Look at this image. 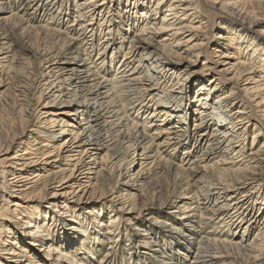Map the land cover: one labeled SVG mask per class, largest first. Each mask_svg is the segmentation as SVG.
<instances>
[{
    "label": "bare ground",
    "instance_id": "obj_1",
    "mask_svg": "<svg viewBox=\"0 0 264 264\" xmlns=\"http://www.w3.org/2000/svg\"><path fill=\"white\" fill-rule=\"evenodd\" d=\"M68 2L0 0V101L12 94V115L0 129V264L82 263L57 243L65 251L78 248L76 240L88 237L90 221L97 224L92 239L106 238L111 230L103 228V212L94 205L99 201L109 202L115 212L111 223L121 219L135 237L142 221L151 218L152 226L168 227L173 239L177 225L189 232L186 238L177 236L178 248L170 254L159 249L157 228L145 229L140 244L145 249L149 231L154 233V262L264 264V210L259 212L264 204V96L254 98L264 89V68H258L264 64V30H259L264 0H74L72 10ZM71 13L75 22L59 28ZM36 21L40 25L34 26ZM124 22L139 28L108 80L91 54L103 33L98 54L111 65L130 29ZM214 31L222 44L213 40ZM163 34L174 45L163 42ZM178 41L197 49L192 57L206 61L210 77L181 69ZM138 51L139 63L129 68ZM147 95L156 106L144 125L137 124L133 107L146 109ZM193 101L200 116L194 125L203 130L189 148L192 134L186 124ZM251 126L249 144L244 136ZM166 144L171 150L188 148L184 168L170 160ZM194 146L202 147L189 161ZM162 168L175 180L174 202L189 199L179 212L186 219L177 225H168L165 217L155 220L148 211L140 215L162 200ZM201 198L209 206L199 226L213 230L196 233L187 227L195 216L189 211ZM254 222L260 223L258 230L243 243L244 229ZM241 224L244 229L236 233ZM222 231L231 239L213 236ZM191 248L194 256L187 263ZM82 249L91 260L89 247ZM132 255L128 264H143Z\"/></svg>",
    "mask_w": 264,
    "mask_h": 264
},
{
    "label": "rangeland",
    "instance_id": "obj_2",
    "mask_svg": "<svg viewBox=\"0 0 264 264\" xmlns=\"http://www.w3.org/2000/svg\"><path fill=\"white\" fill-rule=\"evenodd\" d=\"M16 1H18V0H16ZM205 3L210 5V3L208 1H205ZM18 4H19V2H18ZM68 5H69V7H71V10H72V8L74 7V0H69ZM108 5H109V3H108ZM40 12H42V11L40 10ZM64 17L65 18H64L63 22L58 26L59 28H62V29H65L66 27L71 25L73 22H75L73 20V18H74L73 13H71L68 16H64ZM43 18L45 19V16ZM115 19L117 21H119L118 18H115ZM38 25H40V22L36 21L34 23V26H38ZM127 25L128 24H126V22H124V24L122 26L125 27ZM138 26H135V28L127 26V28L130 27L129 32L126 33L127 35L125 37V40L121 43L122 45H121V48L119 50V53L117 54L116 57L113 58L111 65H110V62H106V59L103 62H101L102 59L99 58V56H101V54H98V52L103 49V48H101V45H99L103 39V33H101L99 35V39L97 40L98 44L95 46L98 50L95 49L93 51V53L91 54V57H92V60L94 61L95 65H97V70H99L100 74L102 76L106 77L108 80H111L115 76L117 68L119 67V65L122 64L124 52L127 51V48L129 45L128 44L129 40H130L129 36L134 35V32L137 31L139 28ZM125 29H126V27H125ZM262 29L264 30V22H263V25L261 27H259V30H262ZM185 32H183L182 34H184ZM215 32H217V31H214V34H215ZM178 36H181V35H178ZM164 37L167 39L163 40V42L164 41L171 42L174 45V42H172V38L168 37L166 34H163L161 39H163ZM32 38L35 39L36 35L33 34ZM213 40L217 41L219 44L220 43L222 44V39L220 37H217L216 34L213 35ZM176 43L178 45L177 46L178 51L182 54V56H184L180 59L181 69H185V70L191 71L193 73L195 72L194 75L197 74V75L202 76L203 78H207V77L211 76V71H208L205 69L204 64L206 61L201 56L192 57V55H194L196 50H197L196 48H190V45H185L186 41H182V42L178 41ZM215 45H217V44L211 45V52H215L214 50H217ZM230 47H232V46H230ZM249 47H251V45ZM224 50H226V49H223V53H224ZM228 51L232 52V51H236V50L231 49ZM249 52H251V51H249ZM213 54H215V53H213ZM253 55L254 56L258 55V52L256 51L255 53H253ZM139 56H140V51H138V53L135 54V56L131 57V61L129 63V68L134 67V65L139 63V60H140ZM194 58H195V61H194ZM252 60H254V59H252ZM224 67H226V65ZM222 68H223V65H222V63H220L218 66V69H222ZM258 68L263 69L264 64L260 63V65H258ZM249 70L251 71L252 68ZM246 83L247 82H245V84ZM259 83H261V82H259ZM253 84H254V82L251 81L247 85L249 87H251V86H253ZM261 87L263 88L264 84L261 85ZM9 94H11V93H9ZM259 95L260 96H255L254 98L260 99V97L264 96V89L261 91V93ZM149 96L150 95L145 96V97H147V99L145 101L146 102V109H144L142 111L139 107H136V106L133 107L132 112L135 111L136 115H138V117H139V118L138 117L133 118L135 120V122H137V124H143L144 125L145 124L144 120H146V119H144V117L148 113H150L152 111V109L156 106V104L154 103L155 99L149 98ZM10 97H12V94H11V96L10 95L4 96L3 99H1V101H0L1 102L0 103V129L4 124H6L8 122V119L12 115L11 114L12 99ZM253 103L255 104V101ZM192 105L191 106H192L193 115L191 118H189V120L187 122L188 124H186L188 131L192 134L191 138H189V144L186 145L189 148H190V145H192V143L194 142L195 137L198 136V133H200L203 130V128H196V126L194 125V122L196 120L200 119V116H199V113H197V112L194 113V111H195L194 108L196 107V102L193 101ZM131 118H132V116H131ZM168 123L169 122H164L163 125L168 124ZM252 128H253V126H251L249 128V133L244 136V138L246 137L245 142H248L249 144L252 141V135H253V133H252L253 129ZM150 130H151V132L156 131L155 127H152ZM161 135H162L161 139L167 138V134L161 133ZM261 142H262V139L256 141V143H258V144H260ZM169 144H166L164 146V148L167 149L168 151H170V153H171L170 160L175 165H177L179 167L181 166L184 168L186 166V160L183 159V155L185 156L186 154H183V152L188 148L187 147L184 148L185 146H182V147H177L176 149L174 148L171 150V145H169ZM201 147L196 148V146H194L192 148V150L189 152L187 159H189V161L192 159H195L196 155L199 153V150ZM159 172L163 177L165 176L163 181L161 180L162 183L163 182L165 183V184L161 183L162 188H163V196L161 198L162 200H158L157 202H154L152 205V208L149 210L148 209L145 210L146 208L140 210L141 211L140 215H142L148 211V212H151L149 214V216L155 218V220H160L163 217H165L164 220H167L168 225H169V223H171V224L176 223V225H177V221L181 222V221H184L186 219L185 217H180L181 213H179V212H180V210L182 211L183 205H185L186 203L189 202V199H184V201H182L183 203L182 202H180V203L174 202L175 199L171 195V193H172L171 191H173V189L175 190V188H174L176 186V183H174L175 180L173 181L172 178L167 177L166 174L163 173L164 172L163 168ZM197 176H200V175L198 174ZM167 181L169 184L167 183ZM148 183H150V182H148ZM184 183H185V185H187L188 183H190V181L189 182L185 181ZM182 184L183 183H181V185ZM171 185H173V186L171 187ZM185 185H183V187H185ZM149 189H150V187H149ZM177 189H178V186H177ZM103 202L104 201H102V202L99 201V202H96L94 205H95L96 210H100L101 212H103V218H102L103 228H105V231L110 229L111 233L108 234V236L101 241L98 239L93 240L92 236H94V233H95L94 230L96 229V227L93 225H97V224L90 221L88 227H86V228L83 227L85 229H89L90 233H89L88 237H82L81 240L77 239L78 227H76V228L74 227L73 229L72 228L70 229L72 232L71 234L74 236L73 238L75 240L77 239L76 241H78L77 242L78 248L75 247V248L69 249L68 251H65V250H63V247L61 246L62 244L57 243L58 248L62 252H67V254L71 258H73L75 261L80 262V260H81L82 263H80V264H128V261H130V257L132 255L133 248H134V254L132 255L133 259L135 258V254H137V259H142L143 264H160L159 262L153 261V257L155 254L154 249L157 246L155 247L154 245H152L153 241H150L151 236L154 234L152 231H149V233H150L149 238L145 239V240L149 241V244L148 243L144 244L145 249H144V247L142 248V244H140V242L143 241V240H141L140 235H142V233L143 234L145 233V229L148 230L149 227H152V229L157 228L154 224L152 226L154 219L151 218V219L143 220L142 221L143 226L139 229L141 233H139V235L137 237H135L136 234H133V231L130 229V227L126 228V226H124L123 221L121 219L119 221H118V219H115V222L111 223L112 215L115 212L111 211V206H109L110 205L109 202H107V201L104 203ZM172 204H174V205L179 204L182 206L181 207H179V206L174 207V205H172ZM208 204L209 203H206V201L202 198L199 201L192 203L193 208L189 212H193L195 216L191 220H189L187 227H189L191 230L192 229L196 230V231H194L196 233H200L202 231L206 232L209 230L210 231L213 230V227L208 225V224L202 223L201 226H199V223H198L199 217L206 212V208L209 206ZM88 207H91V206H88ZM263 210H264V204H263V208L259 212H261ZM256 212L257 211L255 209L252 212V214L253 213L256 214ZM261 215H263V213ZM94 218H95V222H96V220H98V216L94 217ZM259 224L260 223H258V222H254L251 225L250 229H249V227L244 229L245 224H241L239 226L240 228L237 229L236 233H240L243 229L246 231V233L243 235V238H242L244 240L243 243L244 242L247 243L248 241H250L252 239L253 235L258 230ZM177 226H178V229L175 228V233H173L176 237L175 239H173L172 236L170 235V233L167 232L168 227H167V231H166V229L162 230V229L157 228L158 233H161V235H160L161 237L158 239V241L160 242V245L158 243V247L160 250L162 249V251H163V250L167 249L170 251L169 253L172 254L178 248V244L175 243V242H177V240H176L177 236H180V234H181V235H183V237H181V238H184V237L186 238V236L184 234H185V232L186 233H189V232L188 231H182L184 229H182L181 226H179V225H177ZM89 227H91V228H89ZM157 236L159 237V234L156 235V238H157ZM213 236H215V238H218V239H226V240L231 239L229 234H224V231H222L221 233H213ZM181 238L179 237V239H181ZM236 239H237L236 241H238V242L241 241L238 238H236ZM161 240H163V241L161 242ZM180 242H181V240H180ZM83 244L85 245V247H89V249L92 251L93 258H91V260H90V258L87 257L88 253H86V254L83 253V249H82ZM149 249H151V251H149ZM139 250H141V251L146 250L145 252H148V253H146V255H144ZM178 250H180V249H178ZM181 251H183V250L181 249ZM149 252H152L151 253L152 255L149 256ZM106 253H107V256H105ZM193 256H194V249L191 248L188 252V255H186V257H185V261L188 263V261L191 260ZM42 261H44L43 258H42ZM138 261H141V260H138ZM51 262H53L54 264H57L55 261H51ZM75 264H78V263H75Z\"/></svg>",
    "mask_w": 264,
    "mask_h": 264
}]
</instances>
